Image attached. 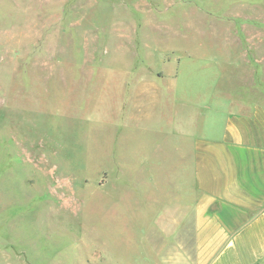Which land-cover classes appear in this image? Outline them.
Wrapping results in <instances>:
<instances>
[{
    "label": "rangeland",
    "instance_id": "1",
    "mask_svg": "<svg viewBox=\"0 0 264 264\" xmlns=\"http://www.w3.org/2000/svg\"><path fill=\"white\" fill-rule=\"evenodd\" d=\"M178 70L173 90L157 78ZM257 85L264 0H0V264L186 260L206 110L185 102ZM171 204L177 229L155 217Z\"/></svg>",
    "mask_w": 264,
    "mask_h": 264
},
{
    "label": "crops",
    "instance_id": "2",
    "mask_svg": "<svg viewBox=\"0 0 264 264\" xmlns=\"http://www.w3.org/2000/svg\"><path fill=\"white\" fill-rule=\"evenodd\" d=\"M178 72L158 73L157 78L169 76L173 90ZM214 75L213 81L218 83L222 74ZM145 81L142 78L139 82ZM148 84L162 88L154 80ZM208 84L199 89L209 88ZM229 96L221 99L215 94V99L203 105L193 98L185 102L189 108H205V130L200 135L190 134L191 142L186 150L191 177L183 202L186 214L178 205L171 204L164 209L172 208V214L163 209L155 216L168 219L171 228L174 225L176 229L180 214L190 220L192 255L173 264H264V88L241 86L238 94ZM178 103L173 106L178 107ZM157 166V163L146 166L149 187L154 188L150 190L152 193L161 186L163 168ZM176 175L171 180L179 187ZM160 229H164L163 224Z\"/></svg>",
    "mask_w": 264,
    "mask_h": 264
}]
</instances>
